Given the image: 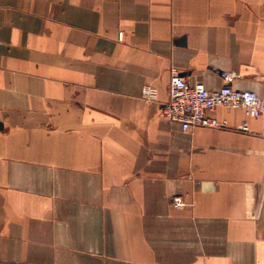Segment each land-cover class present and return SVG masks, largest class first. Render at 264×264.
Masks as SVG:
<instances>
[{"label":"crops","instance_id":"0c3cea01","mask_svg":"<svg viewBox=\"0 0 264 264\" xmlns=\"http://www.w3.org/2000/svg\"><path fill=\"white\" fill-rule=\"evenodd\" d=\"M173 68L264 101V0H0V264H264V114Z\"/></svg>","mask_w":264,"mask_h":264},{"label":"built area","instance_id":"2783aa9c","mask_svg":"<svg viewBox=\"0 0 264 264\" xmlns=\"http://www.w3.org/2000/svg\"><path fill=\"white\" fill-rule=\"evenodd\" d=\"M143 96L148 101L158 98L154 87H146ZM218 108L243 109L249 117L259 118L264 114V101L252 91H238L224 86L217 91H209L202 83L189 84L180 76L176 68L168 91V101L160 110V116L170 123H178L187 132L194 128H222L224 125L212 114ZM242 130L248 127L243 125ZM175 208L185 206L180 197L173 201Z\"/></svg>","mask_w":264,"mask_h":264},{"label":"water","instance_id":"95a60500","mask_svg":"<svg viewBox=\"0 0 264 264\" xmlns=\"http://www.w3.org/2000/svg\"><path fill=\"white\" fill-rule=\"evenodd\" d=\"M2 127L1 123H0V128Z\"/></svg>","mask_w":264,"mask_h":264}]
</instances>
